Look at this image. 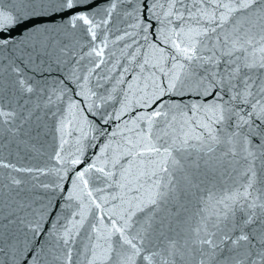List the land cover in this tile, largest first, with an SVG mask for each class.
Here are the masks:
<instances>
[{
	"label": "snow or ice",
	"instance_id": "1",
	"mask_svg": "<svg viewBox=\"0 0 264 264\" xmlns=\"http://www.w3.org/2000/svg\"><path fill=\"white\" fill-rule=\"evenodd\" d=\"M0 264H264V0H0Z\"/></svg>",
	"mask_w": 264,
	"mask_h": 264
},
{
	"label": "water",
	"instance_id": "2",
	"mask_svg": "<svg viewBox=\"0 0 264 264\" xmlns=\"http://www.w3.org/2000/svg\"><path fill=\"white\" fill-rule=\"evenodd\" d=\"M53 19H55L56 22H59V20H60L59 17H55V18H53ZM26 27H27V25H22L21 28L14 29V30L10 33V35L19 38L22 29H23V28H26Z\"/></svg>",
	"mask_w": 264,
	"mask_h": 264
}]
</instances>
